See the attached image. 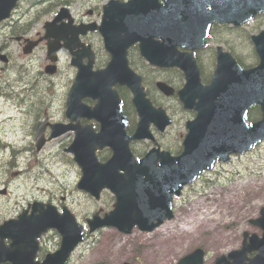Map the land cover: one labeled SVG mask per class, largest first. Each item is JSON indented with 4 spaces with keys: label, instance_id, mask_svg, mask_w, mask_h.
Here are the masks:
<instances>
[{
    "label": "water",
    "instance_id": "obj_1",
    "mask_svg": "<svg viewBox=\"0 0 264 264\" xmlns=\"http://www.w3.org/2000/svg\"><path fill=\"white\" fill-rule=\"evenodd\" d=\"M16 1L0 0V20L9 15ZM64 10L44 25L43 37L48 39L47 57L51 61L56 60V51L62 45L72 50L69 34L77 40V35L86 31L56 26ZM263 10L264 0H128L125 3L110 0L105 5L102 23L97 28L110 51V61L105 69L92 71L91 60L87 64L80 62L82 51L72 52L71 64L77 67V72L67 94L66 115L76 123L50 125V138L67 129L75 131L67 151L74 154L82 172L78 187L95 198L103 188L115 195L114 208L109 213L102 219L95 216L88 220L90 230L103 224H113L126 232L134 224L142 230H151L173 216L172 196L178 195L184 184L194 180L203 169L212 167L216 159L226 160L228 154L244 152L264 139V30L251 35L259 58L253 67L242 68L228 54L221 53L210 82L203 85L193 59V51L203 46L213 22L241 25ZM137 42L148 61L177 65L185 75L179 97L185 107L196 110V116L186 122L188 132L177 155L152 147L143 157L135 159L128 146L132 139L154 138L150 123L160 131L170 123L162 109L151 106L140 86V78L128 67L127 49ZM36 43H30L24 51H30ZM87 57L92 59V53ZM45 71L53 73L55 65H47ZM115 84L128 86L139 115L131 136L125 132L128 118L116 89L112 88ZM85 96L96 99L93 107L82 102ZM254 104L260 106L261 117L249 124L245 116ZM80 117L95 118L100 124L99 131L93 132L90 125L80 126L77 122ZM41 136L38 128L37 144L41 143ZM105 146L112 153L105 162H100L95 151ZM250 222L262 229L261 237L256 234L248 237L244 232L242 248L218 256L214 264H264V206L260 216ZM50 228L60 233V247L47 253L42 261L37 260L38 238ZM82 239V227L65 207L59 214L53 205L34 202L29 214L23 210L17 218L0 224V264H62ZM252 251L256 253L247 257ZM203 254L201 248H196L178 264H201Z\"/></svg>",
    "mask_w": 264,
    "mask_h": 264
},
{
    "label": "rangeland",
    "instance_id": "obj_2",
    "mask_svg": "<svg viewBox=\"0 0 264 264\" xmlns=\"http://www.w3.org/2000/svg\"><path fill=\"white\" fill-rule=\"evenodd\" d=\"M54 1L24 0L21 3L20 9L29 8L34 16L39 15L34 24V33L36 30L42 31L43 22L51 17L58 4L45 13L39 14V11ZM103 1L82 0L84 7L99 6ZM37 2L39 4L34 10ZM231 27L212 25L206 47L198 51L204 60V72L216 43L232 50L242 59L241 65L244 67L257 63L258 57L249 36L264 28V14L255 16L243 26ZM9 31L8 24L0 26V43H8L11 55L9 66L0 70V190H5L0 193V223L15 217L33 200H41L51 202L58 209L65 205L86 229V217H90L99 208V215L102 216L112 208V193L102 191L100 198L95 200L76 188L80 171L72 155L64 151V146H68L66 143L71 141L68 138L72 132L47 141L40 150L34 146V127L38 120L44 118L45 113L50 122L65 121V92L75 69L69 65L67 52L62 51L58 72L46 75L43 72L46 63L45 46L41 45L29 56H25L15 42L8 40ZM92 37L100 49L99 37L96 34ZM182 113L179 111L176 114L174 125L163 136L162 140L170 147H174L177 136L186 131ZM259 116L258 106H252L248 109L246 119L251 122ZM135 121L136 117L131 114L130 125ZM140 149L143 151L146 148ZM169 149L176 152L180 148ZM108 154L107 149L97 152L100 160ZM18 197L21 199L15 204ZM209 202V208L215 211L214 217H189ZM262 206L264 142L248 152L233 155L229 161L217 162L198 180L186 186L181 195L174 198L173 218L165 220L154 232L147 234L136 227L129 234L120 233L112 227L96 229L78 244L66 264H141L140 258L143 263L154 258L153 264L159 258L165 264L164 257L159 256L160 248L155 247L169 232L173 235L170 240L174 252L172 257H168V264L176 263L177 259L197 246L205 250L203 264H212L218 254L240 247L243 231L261 234V230L251 225L249 219L258 216ZM182 221L190 225L188 230L181 232V235L173 234ZM59 242L60 236L55 230L44 233L39 238L36 257L42 259L46 252L57 249ZM171 251L169 248L168 253Z\"/></svg>",
    "mask_w": 264,
    "mask_h": 264
},
{
    "label": "flooded vegetation",
    "instance_id": "obj_3",
    "mask_svg": "<svg viewBox=\"0 0 264 264\" xmlns=\"http://www.w3.org/2000/svg\"><path fill=\"white\" fill-rule=\"evenodd\" d=\"M23 1L24 0H21L17 4L15 9L11 13V16L8 19H6L4 22V23H8L10 27L9 36H11V33H13L14 36H20L22 37V39L32 35L31 25H32V19H33L32 13H30L29 8L20 9V5ZM103 3L99 6L92 5V6L84 7V3L82 2V0H74L73 2L71 0H67L65 5L69 7L70 12L72 13V16L74 19L73 24L78 25L80 23L99 22L101 19V11H102ZM94 34H96L99 37V40L101 42L100 36L95 31L88 32L86 35L81 37V40L84 43L89 44L92 47L94 51L93 64L96 67H101L105 65L106 62L108 61V54L102 48V44H101V48L98 49L92 37V35ZM17 43L20 45L21 41H17ZM0 50L2 52H5L7 57L10 58L11 60V57L8 54L9 45L6 43V41H3L0 43ZM128 56H132L136 58L137 60H139L140 57L143 58L140 55L137 44L130 47ZM87 61H88V58H84L82 60L83 64L86 63ZM129 63H130V66L133 68V70L141 75L142 83L144 84L148 97L150 98L152 103L155 106H161L166 110V112L169 114L170 118L172 119V125H174L175 116L176 114H178L179 111L183 112L182 117L184 116L185 119L192 117L193 110L184 109L183 106L177 101L175 96L166 97L162 95L160 92L156 91L155 89V81L158 79L166 81L167 83H169L175 88H178L181 85H183L182 84L183 76L178 73L179 72L178 69H177L178 72H174L175 69L173 68L166 69V68L153 67V66H149L145 61L142 63H133L129 61ZM1 68L3 69L4 67H1ZM203 81L205 82L207 81V79H203ZM124 88L126 89V87ZM186 113L188 114L186 115ZM151 130L155 136L157 144L161 148H181L180 142L183 137L182 132L175 139L176 141L175 146L170 147L167 144V142L162 140L164 133L157 131L156 129L153 128V126L151 127ZM135 143L142 145V148L144 147L148 148L154 142L153 141H139ZM204 259H205V250H204V258L201 264H203Z\"/></svg>",
    "mask_w": 264,
    "mask_h": 264
},
{
    "label": "bare ground",
    "instance_id": "obj_4",
    "mask_svg": "<svg viewBox=\"0 0 264 264\" xmlns=\"http://www.w3.org/2000/svg\"><path fill=\"white\" fill-rule=\"evenodd\" d=\"M139 60H140V62H139ZM139 60H137L136 58H134V57H132V56H128L127 57V62H133V63H142V62H146L149 66H151V64L149 63V61L147 60V58L146 57H144L143 56V58H141L140 57V59ZM129 65H130V63H129ZM134 75L135 76H138V77H141V75L139 74V73H137L136 71H134ZM9 118V117H8ZM21 198L20 197H18L16 200H15V204H17L18 203V201L20 200ZM3 207V206H2ZM163 224H161L160 226H162ZM159 226V227H160ZM166 229V228H165ZM158 233H160V229H158V231H157ZM153 262H154V258H152V259H150L149 261H146L145 263H143V264H153Z\"/></svg>",
    "mask_w": 264,
    "mask_h": 264
}]
</instances>
